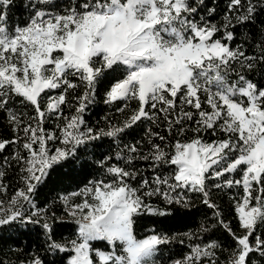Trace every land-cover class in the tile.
Returning <instances> with one entry per match:
<instances>
[{
    "label": "snow or ice",
    "instance_id": "1",
    "mask_svg": "<svg viewBox=\"0 0 264 264\" xmlns=\"http://www.w3.org/2000/svg\"><path fill=\"white\" fill-rule=\"evenodd\" d=\"M11 5L12 0H0V114H6L14 135L0 140V151L18 145L12 159L25 187L6 207L0 200V227L39 229L49 252L69 254L66 264H153L159 247L175 237L153 230L137 238L138 217L168 214L145 198L160 197L178 213L190 207L186 193L194 192L216 209L217 223L236 241L226 264H249L256 252L264 256V236L251 239L264 225V83L249 75H264V38L256 44L259 53L248 55V38L237 43L236 32L237 26L255 23L264 12V0H229L218 23L212 22L216 9L206 0H27L29 15L23 25L9 24L5 9ZM260 35L264 37V29ZM117 76L122 78L105 92L104 103L125 102L117 108L120 113L128 101L138 107L123 121L106 117L104 128L88 126L84 114L95 103L98 87ZM81 87V93L69 98ZM53 90L58 95L48 96L42 106V95ZM17 104L34 114L21 112ZM64 106L74 109L71 115H64ZM53 116L62 121L56 126L58 136L44 127ZM145 120L157 127L162 123L169 136L149 129L147 154L141 153L140 141L120 149L128 130ZM188 132L192 138L183 140ZM208 134L217 138L208 142ZM169 137L175 143L165 144ZM105 138L116 143L117 160H151L154 171L167 167L169 172L133 187L129 181L137 174L117 165L106 167L111 157L105 156L98 161L104 178L60 197L65 205L72 197L83 199L71 203L66 213L76 225L75 238L58 242L54 229L60 221L36 205L34 196L55 167L87 154L92 142ZM50 141L60 146L52 151ZM237 172L239 179L234 178ZM209 184L243 189L234 204L242 235L224 223L210 200ZM184 235L193 239L191 233ZM94 242L106 243L108 250L94 248ZM219 247L216 241L191 244L173 264H216ZM20 264L43 261L35 257Z\"/></svg>",
    "mask_w": 264,
    "mask_h": 264
},
{
    "label": "trees",
    "instance_id": "2",
    "mask_svg": "<svg viewBox=\"0 0 264 264\" xmlns=\"http://www.w3.org/2000/svg\"><path fill=\"white\" fill-rule=\"evenodd\" d=\"M56 2L59 3V0H56ZM206 2L208 7H214L216 9L215 14L211 17L212 22L218 23L222 21L227 12L229 0H206ZM26 3L27 0H12V5L5 9L9 17V24L23 25L27 21L29 12L24 7ZM201 11L203 14V9ZM261 29H264V12L256 16L254 24L236 27L238 35L237 43L245 39V37L248 38V43L245 45L248 55L259 53L256 44L261 38H264L260 35ZM233 46L235 47V45ZM249 75L254 80H260L264 83V75H261L259 72L250 73ZM119 78L122 77L110 78L98 87L95 103L90 105L88 111L84 114L88 126L97 129L104 128L106 126V117L113 123L123 121L138 107L137 102L128 101V108L124 113H120L117 112V108L123 107L125 102H118L112 105H106L104 103L105 92ZM76 82L78 83V81ZM82 91L83 87L73 90L69 98H71V95L79 94ZM54 95H58V92L55 90L42 95V106L46 105L48 96ZM15 107L21 112H27L29 115L34 114L31 109H23L19 104ZM73 111L74 109L64 106V115H71ZM58 123H62V121L57 120L53 116L45 120L44 127L47 131L55 132L58 136L59 132L56 128ZM149 129L154 132H159L166 137L169 136L165 125L161 123L157 127L151 121L145 120L128 130L127 135L120 141V149L125 144L131 145L140 141L141 153L147 154L149 151V147L147 146L149 140L147 133ZM13 135L14 133L12 128L9 127L6 114H0V140H11ZM192 136L193 133L188 132L182 139L188 140ZM206 138L208 142H211L217 137L208 134ZM152 139L155 143H161L156 137ZM177 139L181 138L177 137ZM164 143H175V139L169 137V140H166ZM48 146L50 150L54 151L55 147L60 145L58 141H50ZM162 146L164 145L162 144ZM17 149L18 145L13 144L8 146L6 150L0 151V171L4 172L3 177H0V184L4 186V188H0V200L4 201L5 206H7V201L17 190L25 187L21 179L23 173L19 165L12 159ZM117 151L119 149L116 143L112 142L109 138H105L102 141H94L88 146L87 154L82 152L78 153L77 159L64 162L62 167H55L50 172L46 182L37 190L34 196L35 204L40 208H46L49 215L54 213L57 220L60 221L54 229L55 239L58 242H68L75 238L76 225L73 219L66 215V213L71 203H81L83 199V197H72L70 204L65 205L60 197L78 191L87 185L89 181L104 178V169L99 166L98 161L105 156L111 157L106 167L117 165L126 168V170L134 171L137 174L135 180L129 181L133 187H139L143 179L151 182L154 175L167 174L169 172L167 167L154 171L151 167L153 163L151 160L135 159L130 164L127 162L126 156L124 159L117 160ZM5 157L8 158V164L3 163V158ZM240 175L241 173L237 172L234 178L239 179ZM229 178L233 177H224L225 180ZM215 183H222V181H215ZM209 190L210 200L222 213L224 223L229 225L237 236L242 235L243 233L239 227V221L234 211V204L243 195V189L236 186H233L231 189L228 187L216 189L209 184ZM186 195L189 199L190 207L181 208L178 213L175 211L174 206H167L160 197H146V203L157 208H166L168 214L159 216L145 213L141 217H138L134 225L137 238L142 239L146 235L152 234L153 230L161 235L166 234L169 237H175L169 244L159 247V251L151 258L153 264H172L177 259H182L189 252L191 244L200 243L203 245L211 241H216L221 246L216 249V264H226L228 260L233 258L232 252L236 247V241L224 226L217 223V218L214 216L216 209H212L202 203L203 196L201 194L188 192ZM185 233L193 234V239L189 240L184 235ZM255 235L264 236V225L258 227L256 233L251 237L253 242ZM182 239L184 241L183 243H181ZM93 247L105 251L108 250V246L104 242H94ZM68 255L65 253H56L53 255L49 252L47 250L46 238L39 229H34L31 225L27 227H0V264H20L21 260L28 262L35 257H39L43 261V264H52L53 261H56V264H62V262L66 264ZM92 257L94 262H96L97 258L94 256V253ZM249 264H264V256H261L259 252L251 254Z\"/></svg>",
    "mask_w": 264,
    "mask_h": 264
},
{
    "label": "rangeland",
    "instance_id": "3",
    "mask_svg": "<svg viewBox=\"0 0 264 264\" xmlns=\"http://www.w3.org/2000/svg\"><path fill=\"white\" fill-rule=\"evenodd\" d=\"M6 207V206H5ZM94 256H95V254H94ZM93 258V257H92ZM173 264V263H172Z\"/></svg>",
    "mask_w": 264,
    "mask_h": 264
}]
</instances>
